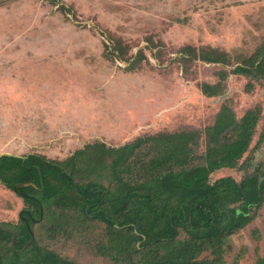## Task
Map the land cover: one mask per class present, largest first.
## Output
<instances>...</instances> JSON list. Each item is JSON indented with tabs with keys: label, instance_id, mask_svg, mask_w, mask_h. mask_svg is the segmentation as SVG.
I'll return each instance as SVG.
<instances>
[{
	"label": "rangeland",
	"instance_id": "obj_1",
	"mask_svg": "<svg viewBox=\"0 0 264 264\" xmlns=\"http://www.w3.org/2000/svg\"><path fill=\"white\" fill-rule=\"evenodd\" d=\"M263 40L264 0H0V155L62 160L95 141L119 146L183 130L198 131L202 153L223 105L237 119L257 107L238 165L209 177L240 180L264 164V78L231 69ZM184 46L224 51L229 63L182 56ZM220 72L222 90L207 95L201 84ZM23 205L0 182V223H16ZM101 230L40 243L81 264H112L91 247ZM260 256L264 203L223 241L226 264Z\"/></svg>",
	"mask_w": 264,
	"mask_h": 264
},
{
	"label": "trees",
	"instance_id": "obj_2",
	"mask_svg": "<svg viewBox=\"0 0 264 264\" xmlns=\"http://www.w3.org/2000/svg\"><path fill=\"white\" fill-rule=\"evenodd\" d=\"M180 50L182 56L229 63L214 48ZM231 72L264 78V40ZM220 76L201 90L218 94L225 72ZM259 113L254 107L237 119L223 105L206 128L202 153L196 152L198 131L183 130L140 135L119 146L95 141L62 160L1 154L0 182L24 205L16 223H0L9 228H0V264H81L41 244L40 236L71 237L95 226L102 230L91 247L112 264H226L223 241L264 203V164L240 180L209 177L238 165ZM256 264H264V256Z\"/></svg>",
	"mask_w": 264,
	"mask_h": 264
},
{
	"label": "water",
	"instance_id": "obj_3",
	"mask_svg": "<svg viewBox=\"0 0 264 264\" xmlns=\"http://www.w3.org/2000/svg\"><path fill=\"white\" fill-rule=\"evenodd\" d=\"M0 228H1V229H5V230H9L8 227H6V226H4V225H2V224H0ZM14 238H15V236L12 235V237H11V243H12V245H14Z\"/></svg>",
	"mask_w": 264,
	"mask_h": 264
}]
</instances>
